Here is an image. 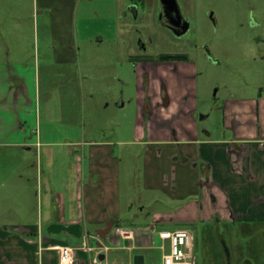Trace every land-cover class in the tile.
<instances>
[{"label": "crops", "instance_id": "obj_1", "mask_svg": "<svg viewBox=\"0 0 264 264\" xmlns=\"http://www.w3.org/2000/svg\"><path fill=\"white\" fill-rule=\"evenodd\" d=\"M91 2L0 1V147L9 153L10 173L22 178L26 171L37 187L29 219L0 223V264H61L55 247L63 245L72 248L74 264H92L82 243L94 246L98 239L109 246L100 253L103 263L134 264L140 256L141 264H162L155 245L160 229L201 224L215 228L222 241L227 226L264 223V85L216 108L198 97L195 60H158L162 53L138 51L136 43L135 116L125 132L131 138L79 139L81 130H73L83 97L77 17L88 15ZM24 6L34 24L41 19L32 45L20 14ZM112 63L102 61L107 68ZM213 108L221 112L219 133L209 122ZM131 158H138L142 189L135 207L121 176L122 160ZM165 201L172 205H161ZM107 221L111 229L99 236ZM118 227L133 229L134 238H122Z\"/></svg>", "mask_w": 264, "mask_h": 264}, {"label": "rangeland", "instance_id": "obj_2", "mask_svg": "<svg viewBox=\"0 0 264 264\" xmlns=\"http://www.w3.org/2000/svg\"><path fill=\"white\" fill-rule=\"evenodd\" d=\"M180 2L190 24L188 33L182 38L159 30L154 22V9H147L146 4V8L138 5L137 20L129 12L124 16L127 0H94L88 6V15L77 17L76 36L80 51L76 71L83 77L80 79L83 97L78 99L77 106L82 117L77 129L73 130H81L79 139L131 138L125 132L131 128L135 116L134 64L138 52L135 44L139 39L145 42L143 48H147L148 54L180 53L195 60L199 70L198 97L204 98L210 106L217 108L231 95H253L256 87L264 85V58L261 57L264 55V0ZM23 9H20V14L25 18V32L29 34V44L32 45L37 27L38 32L41 30V19L34 24L28 6ZM98 35L106 38L103 43L96 41ZM39 42L41 47L42 41ZM107 58L109 62L113 60L108 68L102 65ZM121 98L126 104L119 109L116 103ZM220 119L221 112L213 108L209 122L216 133L220 132ZM137 161L138 158H131L121 162L122 181L124 178L126 188L130 185L133 207L140 201L134 197L135 192L142 190L139 173L135 170ZM10 163L9 153L0 147V223L29 219L37 207L35 179L23 170L19 173L22 178H18L17 170L10 173ZM23 195L27 200L21 201ZM161 205L170 206L172 203L165 201ZM185 226L196 235L193 242L196 247L191 258L194 264H264L262 222L225 227L226 249L215 228L202 227L201 224ZM191 228L207 230L201 234ZM161 244L162 240L156 238L155 245Z\"/></svg>", "mask_w": 264, "mask_h": 264}, {"label": "built area", "instance_id": "obj_3", "mask_svg": "<svg viewBox=\"0 0 264 264\" xmlns=\"http://www.w3.org/2000/svg\"><path fill=\"white\" fill-rule=\"evenodd\" d=\"M124 239H133L134 230L125 227H118L115 230ZM162 244L159 246L162 250V264H194L191 260L192 254V234L189 229L178 228L174 230L160 229L158 232ZM96 237V236H95ZM98 239V238H97ZM167 242V244H166ZM96 245L91 246L83 241V247L92 252V264H111L103 263L100 259V253L109 250V246L97 240ZM134 245H127L128 249L133 248ZM59 252V260L61 264H74L73 250L69 246H56Z\"/></svg>", "mask_w": 264, "mask_h": 264}, {"label": "flooded vegetation", "instance_id": "obj_4", "mask_svg": "<svg viewBox=\"0 0 264 264\" xmlns=\"http://www.w3.org/2000/svg\"><path fill=\"white\" fill-rule=\"evenodd\" d=\"M176 2L178 5V12L164 7L160 0H129L126 5V10L133 15L134 20H137L139 17L138 5L141 4L145 7L144 5L146 4L148 6L147 9L153 7L154 22L159 27V30L162 29V31H167V33H170L175 38H182L188 33L190 24L186 19L187 17L184 15L180 0H176ZM137 44L139 48L138 51L147 50V48H143L145 42L142 39H139Z\"/></svg>", "mask_w": 264, "mask_h": 264}, {"label": "water", "instance_id": "obj_5", "mask_svg": "<svg viewBox=\"0 0 264 264\" xmlns=\"http://www.w3.org/2000/svg\"><path fill=\"white\" fill-rule=\"evenodd\" d=\"M160 2L163 4L164 7H168L169 9L175 10L176 12H178V5H177L176 0H160ZM111 227H112V221H107L106 227L97 231L98 235L104 236L111 229ZM222 244H224V247H225L226 243L224 240H222ZM225 249H226V247H225ZM139 258H140V256L135 258L134 264H141L142 263V261H140L141 258L140 259Z\"/></svg>", "mask_w": 264, "mask_h": 264}, {"label": "trees", "instance_id": "obj_6", "mask_svg": "<svg viewBox=\"0 0 264 264\" xmlns=\"http://www.w3.org/2000/svg\"><path fill=\"white\" fill-rule=\"evenodd\" d=\"M185 58H187V56L185 54H180V53H174V54L162 53L157 56V59L162 60V61L178 60V59H185Z\"/></svg>", "mask_w": 264, "mask_h": 264}]
</instances>
